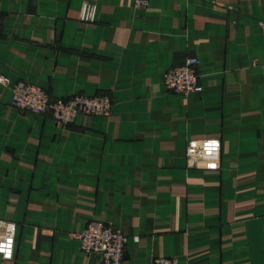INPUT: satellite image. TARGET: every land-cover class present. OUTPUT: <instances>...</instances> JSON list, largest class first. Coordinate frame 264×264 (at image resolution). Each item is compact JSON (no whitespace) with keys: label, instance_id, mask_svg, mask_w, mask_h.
<instances>
[{"label":"crops","instance_id":"1","mask_svg":"<svg viewBox=\"0 0 264 264\" xmlns=\"http://www.w3.org/2000/svg\"><path fill=\"white\" fill-rule=\"evenodd\" d=\"M82 1L0 0V264H96L73 237L92 220L123 264H264V0H98L91 21ZM187 58L202 91L181 96L162 79ZM17 82L111 114L58 123L13 106Z\"/></svg>","mask_w":264,"mask_h":264},{"label":"built area","instance_id":"2","mask_svg":"<svg viewBox=\"0 0 264 264\" xmlns=\"http://www.w3.org/2000/svg\"><path fill=\"white\" fill-rule=\"evenodd\" d=\"M98 0H83L80 19L93 20ZM145 4L137 2V6ZM264 27V24H262ZM197 58H187L178 67L166 70L163 74V85L167 90L187 96L201 92ZM0 83L7 85L8 80L0 76ZM11 104L19 109L34 114L49 113L58 123L68 124L79 115L109 116L111 98L107 95L86 96L75 94L69 98H52L42 88L27 82H17L11 86ZM186 163L190 167L196 164V153L192 145L185 150ZM16 225L13 222L0 220V257L11 260L14 254ZM79 242L80 249L86 254L98 256L96 264H123V254L127 236L112 224L92 220L85 228L73 234ZM137 241L136 236L132 238ZM151 264H179L175 257H155Z\"/></svg>","mask_w":264,"mask_h":264}]
</instances>
